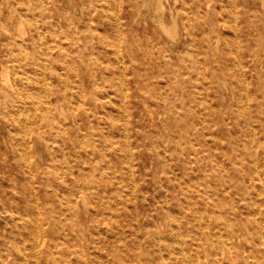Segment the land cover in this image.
Listing matches in <instances>:
<instances>
[{
	"label": "bare ground",
	"instance_id": "obj_1",
	"mask_svg": "<svg viewBox=\"0 0 264 264\" xmlns=\"http://www.w3.org/2000/svg\"><path fill=\"white\" fill-rule=\"evenodd\" d=\"M132 1L80 0V15H69L60 0H0V119L7 122L0 128L23 174L11 178L9 191L0 185V264H264L262 175L219 176L222 195L186 214L184 226L173 224L169 206L166 224L159 217L143 224L141 214L132 231L142 232L138 250L134 235L124 254L93 248L120 235L105 220L92 221L82 196L120 192L114 155L116 165L126 164L136 201L169 191L171 144L205 145L206 133L215 141L217 130H228L254 170L264 164V0H221L209 10L201 0H135L139 8ZM114 106L122 133L110 139ZM66 107L86 117L67 124ZM54 143L83 149L69 177L52 167L63 157ZM45 154L51 161L41 166ZM224 158L235 171L231 155ZM36 176H54L62 193ZM207 181L195 185L202 199L219 188ZM147 242L154 257L145 260Z\"/></svg>",
	"mask_w": 264,
	"mask_h": 264
},
{
	"label": "rangeland",
	"instance_id": "obj_2",
	"mask_svg": "<svg viewBox=\"0 0 264 264\" xmlns=\"http://www.w3.org/2000/svg\"><path fill=\"white\" fill-rule=\"evenodd\" d=\"M80 0H60L59 8L62 13H68L69 15L76 14L80 15L79 10L77 9L78 3ZM221 0H201L200 3L203 8L209 10L210 8L219 7ZM69 3L71 4V8H69ZM169 3V0H168ZM173 6L174 0H170ZM132 4L135 8H139V2L133 0ZM209 5V6H208ZM209 7V9H208ZM123 10L126 17L131 14V10L127 3H123ZM77 12V13H76ZM228 28L221 29V32H228ZM261 31H256L257 37H260ZM212 37V36H211ZM244 41H246V36H244ZM246 43V42H245ZM264 56V54H263ZM255 70L253 67L249 68V76H253ZM221 91L224 90L222 83L218 84ZM164 93L168 92L166 89ZM55 100V99H54ZM228 100L230 98L228 97ZM135 104L136 109L145 108L143 105L132 101ZM140 107V108H139ZM111 111L112 123L107 128L108 137L110 139H116L119 134L122 133V122L123 117L118 114L116 111V106ZM160 110V109H159ZM68 111V112H67ZM66 113L68 114V123L71 124L72 119L75 117L77 119H83L86 117V112H82L79 110H74L73 108L66 107ZM235 114H233V118ZM2 123L7 124L0 119V126ZM251 133L255 134V136L262 137L260 133L254 132L253 130H249ZM5 128H0V185H4L9 191V186L12 182L11 178L14 176H23L21 174L18 166L13 163L10 159L13 157V152L9 148V144L4 140ZM239 134L245 136L244 130H240ZM216 140L213 141L211 136L206 133L205 140L208 143L205 145H195L191 144H183V147L177 146L176 144H171V149H174L173 155H169V169H173L172 180L169 182V191H166V195L158 196L157 198L152 197L149 194L145 199H138V192L133 191V184L126 180V164L125 163H117V158L115 155L110 160L109 165L116 171L117 175H121L122 182L120 186V192L118 194H101L99 196L97 192L90 194L87 191L82 193L84 195L88 207L91 209L90 217L92 221L95 222L97 220L99 223L104 220L112 226V228L119 229L120 235L114 237L112 240L102 241L97 245V248L93 246V248L99 250V252L104 253L110 248H115V250L120 253L125 252V250L130 247L131 238H134V235L137 239L136 247L137 250L140 248L139 239L142 235L141 231L138 233L132 234L134 231L136 224L138 223L139 216L141 214H145V217L141 219L143 224H154L155 221L153 218H158L157 220H162L163 223L166 224L164 210L169 206V212L172 214L171 221L173 224L180 220L182 225L186 224V214L190 212H197L199 210L200 204L202 201L212 202V199L217 197L218 195H222L221 188L219 187V176H230V181L234 176H263L264 177V164L260 161V167L257 169L258 171L253 169V166L249 159L244 154V143L239 142L235 145L234 142H229L230 132L228 130H217L216 131ZM136 138H132V141L135 142ZM54 149L58 152L60 159L52 165L53 168L58 167L59 175L67 176L66 171L71 169V165L75 164L78 161V157L82 156L83 149L81 147L73 148L69 145H64L62 148H58L56 143H54ZM216 146V147H215ZM144 151L148 152L146 149ZM138 149L133 147V152H137ZM225 152L229 153L233 159V164L235 165V171L233 168H230L231 162L229 159L224 158ZM141 155H143L140 152ZM144 159V157H141ZM79 162H81L82 158H79ZM131 163L136 164V160L134 158H129ZM51 159L48 155L45 154L44 160L41 162V166L46 165L48 162L50 163ZM90 161L87 159L86 163H83L84 167L87 168ZM107 165L103 161H101L100 166ZM219 165V168H218ZM97 168H99L97 166ZM74 171L78 173V168L74 166ZM139 168L135 169L134 174L138 173ZM8 176V177H7ZM138 176H144L143 174H139ZM203 176H206L208 179V183L212 185H217V192L211 194L209 198H201L197 192L195 191V185L203 179ZM69 177V176H67ZM90 177V176H89ZM36 178H44V180L49 183V188L53 189L54 192L62 193V189L64 188L62 185L57 184L54 180V176H36ZM201 179V180H200ZM230 181L224 183L225 185L230 184ZM223 182V181H222ZM219 185V186H218ZM264 185V182H263ZM259 186V182L257 183ZM203 187V186H202ZM74 188V187H73ZM205 189V188H204ZM258 188L250 187V193L257 195ZM6 191L0 187V194H4ZM156 196L160 195L161 192H155ZM207 193V191H206ZM211 193V191H210ZM213 195V196H212ZM81 196V197H82ZM137 197V198H136ZM55 199L54 197L48 198V200ZM226 199H230L227 197ZM198 201V202H197ZM78 201V205H79ZM91 203V204H90ZM240 206L244 205L243 203H238ZM92 205V206H91ZM95 217V218H94ZM103 217V218H102ZM64 218V217H62ZM86 221V218H82ZM137 219V220H136ZM101 220V221H100ZM62 223V221H61ZM156 224H158L156 222ZM66 228H68V223L64 221L63 224ZM160 224L157 225L158 229H160ZM94 227V225H92ZM1 228V225H0ZM69 232H72L70 229ZM64 234L63 231L59 233H55L54 235L62 236ZM168 235V233H166ZM188 239V237H187ZM151 242L145 243V247L148 251V255L143 257L145 260L154 257V253L151 252L150 248ZM29 245V242H28ZM178 243L174 245V247H178ZM116 252V251H115ZM166 253V252H165ZM116 261L120 259L117 256L114 257Z\"/></svg>",
	"mask_w": 264,
	"mask_h": 264
}]
</instances>
